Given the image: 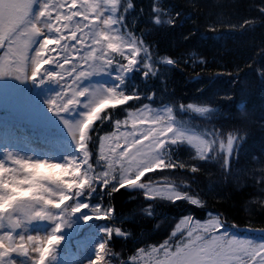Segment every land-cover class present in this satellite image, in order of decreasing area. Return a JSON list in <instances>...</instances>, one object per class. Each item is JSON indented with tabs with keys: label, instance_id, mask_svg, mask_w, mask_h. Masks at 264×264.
I'll return each mask as SVG.
<instances>
[{
	"label": "trees",
	"instance_id": "trees-1",
	"mask_svg": "<svg viewBox=\"0 0 264 264\" xmlns=\"http://www.w3.org/2000/svg\"><path fill=\"white\" fill-rule=\"evenodd\" d=\"M130 2L133 7L124 11ZM159 8L162 20L173 23L157 25L153 22L154 8ZM264 0H120L117 13L124 16L122 31L127 30L149 49L157 69L156 77L141 79L138 71L127 74L122 88L131 92L136 86L142 95H155L150 107L169 104L173 107L176 122L202 138L214 140L215 158L200 161L185 143L172 146L174 159L184 161L187 169H155L146 172L138 183L164 184V176L181 189H187L201 199L204 207L192 206L186 201H169L160 198L146 199L140 189L118 187L109 192L107 186L97 189L91 203L111 206L114 219L87 217L88 227L101 226L99 244L106 241L99 264H135L133 255L138 248L158 245L168 236L169 228L180 217L192 215L203 220L207 215L217 216L228 226L235 225L249 236L260 237L264 231ZM124 51H128L127 47ZM140 53V57H143ZM113 63H127L123 56L110 49L106 55ZM161 57L172 59L174 65L160 63ZM103 62V61H102ZM101 62V63H102ZM97 78L107 88L116 84L112 70ZM193 104L209 107L210 113L200 117L185 113L179 105ZM129 106L141 107L135 100L124 105L107 108L100 113H113L121 120ZM107 120L94 121L85 147L94 166L97 159L99 137L112 130ZM1 125V123H0ZM19 128V127H18ZM0 126V143L5 138L19 141L30 149L53 155L56 148L72 143L60 135L39 133L35 129L20 130L19 137ZM243 136L234 142L228 154L229 135ZM6 136V137H5ZM18 137V138H17ZM223 145V147L221 146ZM1 146V145H0ZM35 148V149H33ZM67 149V148H66ZM70 151V150H69ZM75 153V152H74ZM228 156V168L223 157ZM57 155V152H56ZM60 155V154H59ZM213 154L209 153V157ZM72 156V155H71ZM66 157V156H62ZM198 168L192 173L190 168ZM103 190L104 195L100 196ZM9 193V192H8ZM88 199L87 197H83ZM83 202V201H81ZM146 207L150 215H141ZM89 215L82 209L80 215ZM80 221V216L78 222ZM92 222V223H91ZM83 227V228H84ZM108 227L119 228L122 237L104 236ZM83 229V231L85 230ZM79 231L77 236H81ZM113 232V231H112ZM93 252V251H92Z\"/></svg>",
	"mask_w": 264,
	"mask_h": 264
},
{
	"label": "snow or ice",
	"instance_id": "snow-or-ice-1",
	"mask_svg": "<svg viewBox=\"0 0 264 264\" xmlns=\"http://www.w3.org/2000/svg\"><path fill=\"white\" fill-rule=\"evenodd\" d=\"M66 4L70 6L66 7ZM119 4L120 0H0V49H4L3 55H0V77L12 76L18 80H38L40 83L53 81L58 84L60 92L47 102L49 111L54 115L59 116L77 107L84 109L81 119L76 123L63 120L62 123L73 139L75 151L77 147L83 145L80 151H76V156L72 160L79 165L81 177L87 181L86 186L79 193L75 190L65 191L58 182L45 183V187L51 189L52 193L47 198L58 199L61 194L71 197L69 200H72V203L64 204L63 208H58L59 211H49L43 207L37 210L36 201L23 191L18 192L13 198L6 189H0V196L5 198L8 209L7 213L0 216V228L3 227V222H6L9 229H18L23 221L52 220L53 217H59L57 221H54L56 227L51 234L43 238L33 237V240L46 241L50 245L43 252L37 251L35 243L29 241L27 237H18L20 243L17 244V237L12 235L11 231L0 235V244H3L0 248V264H6L8 258L14 253L28 257L31 264H39L40 259L47 264L55 246L61 242L57 233L64 226L65 216L71 215L68 211L70 208H75L79 212L87 209L89 215L85 217L86 221L89 220L87 217L95 220L100 217L114 219L111 215L114 209L111 206L105 208L99 203L94 205L91 203V199H94L97 194V189H103L105 186L109 192L117 191L119 185L121 188L140 189L145 198L149 200L159 197L163 200L186 201L192 206L204 207L201 199L187 189H179L169 178L170 174L165 175L163 171L160 175L164 176L166 185L164 187H156L152 178H149L148 183H138L146 172L155 169L189 168L184 161L173 158L172 146H179L180 143L186 142L195 150V158L200 161L214 159L215 148L213 147L214 140L201 138L179 125L173 115V107L169 104H165L162 110L150 107V104L144 103V100L154 103L155 95H148L147 91L142 95L136 86L131 92L122 88L125 84L124 78L130 72L138 71L142 80L156 77L158 72L149 55V49L144 46L143 42L137 40L127 30L122 31L124 16L117 13ZM132 7L133 5L127 2L124 5V11ZM53 11H55V16H53ZM153 11L157 13L155 20L157 25L173 23L171 20L165 21L160 18L158 7ZM261 11L264 12V9ZM106 12L108 15L105 17ZM89 13L99 23L89 21ZM78 16L80 19H76ZM84 21L89 22L84 23ZM90 40L97 43L101 40L106 41L108 48L123 56L127 63L117 61L114 64L108 56H104L103 62L98 63L103 48L98 51L95 48L89 49L86 45ZM69 41H76L84 51L81 52L80 48L70 44ZM49 45L59 47L50 50ZM125 47L128 51H124ZM50 51H55L58 58H45L44 53ZM73 51L79 59L72 60L70 67H63L61 61L68 63ZM94 51L97 53L95 57L93 56ZM141 52L144 54L143 57H140ZM159 62L165 65L176 63L167 57H161ZM42 64L52 66L41 72L39 68ZM109 69L112 70L116 81L113 87H100L93 90L79 87L83 79L104 73ZM69 79L72 81L71 85L68 83ZM129 100L137 101L142 104V107L129 106L127 110L122 109L127 113L126 119L120 120L113 113L100 115L105 109L124 105ZM184 107V105H179V108ZM186 108L200 114L210 111L209 107L193 104H188ZM97 120L101 122L107 120L109 123L114 121L116 131L111 135L99 137L100 151L97 165L100 161H104L105 166L103 169L97 167L94 170L89 161V149L85 147V144L88 141L89 130H95L92 129L93 122ZM129 124L132 128L131 132L120 131L121 125L128 126ZM243 138L242 135L239 137L235 134L229 135L228 152L231 151L234 142L243 140ZM121 141H123V149L116 151ZM209 153L213 155L209 157ZM20 162L12 160L11 164L17 165ZM228 164L226 154L223 157V165L226 169ZM0 166L4 167L7 173L3 183L8 184L9 179L19 178L15 176L13 167L5 166L3 163H0ZM117 166H119L118 177L116 175ZM190 171L196 173L198 168L192 166ZM99 195H104L103 190ZM81 205L84 207L81 208ZM14 215L15 220H13ZM182 226L187 229L188 242L177 245L174 252H165L164 264H249V262L264 264V231L258 233L260 240L242 236L239 228L235 225L228 226L215 215H210L204 223L198 219L194 220L192 215H185L176 225V230L179 231ZM213 229L218 231L213 232ZM103 231L104 236H110L113 229L108 227ZM201 231L207 235L200 234ZM116 235H122L119 228L116 229ZM172 235L175 236L176 232L174 231ZM25 241L37 254L36 259L31 257ZM105 245V240L97 245L91 264H99L103 259L102 250L109 251ZM167 245L168 241H165L162 247Z\"/></svg>",
	"mask_w": 264,
	"mask_h": 264
},
{
	"label": "rangeland",
	"instance_id": "rangeland-1",
	"mask_svg": "<svg viewBox=\"0 0 264 264\" xmlns=\"http://www.w3.org/2000/svg\"><path fill=\"white\" fill-rule=\"evenodd\" d=\"M67 6L70 5L66 4V7ZM107 15L108 13L106 12L105 17ZM53 16H55V11H53ZM156 17L157 13H155L153 17L154 23ZM76 19H80V17L78 16L76 17ZM89 21L99 23V21L96 20L91 13H89ZM89 21H84V23H88ZM61 23H63V20H61ZM67 34L70 35V33ZM77 35H79V33H77ZM69 43L74 44L77 48H80L81 52L84 51V49L81 48L80 45L76 43V41H69ZM86 46L89 49L95 48L97 51L100 48H103V52L100 53V59L97 61L98 63H101L103 61V57L106 55V50L109 49L107 46V42L103 40H101L99 43L94 40H90L88 41V44ZM48 47L51 50L59 46L49 45ZM3 51L4 49H0V52ZM96 54V51H94L93 56L95 57ZM44 57L57 59L58 55L55 51H50L45 52ZM78 59L79 56L75 53V51H73V54L69 58L68 63H64L63 61H61V64L63 67H70L72 60ZM51 66V64H42L39 68V71L42 72L45 68ZM99 76L101 78L106 77L105 74L101 73L92 75V78L97 83L102 85V87H106L97 79ZM61 83H63V81H61ZM68 83L69 85H71V79L68 80ZM84 83L85 79L81 81L79 87L82 88ZM60 90V86L53 81L40 83L38 80H18L12 76L0 77V126L8 128L7 132H5V135H9L11 130H14L19 137V132H21L20 130H32L33 128L39 133L47 132L49 133V135H60L62 138L69 140L73 144V148L75 150V145L73 143L72 137L70 135H67L64 132L63 127L55 123L53 119L64 118L68 121H71L78 107L72 109L70 112L62 113L59 116L54 115L48 109L47 102L51 100L52 97L57 95ZM65 94L67 95V91L65 92ZM186 106L187 105L182 108L185 113H192L198 116H205L206 114L210 113V111L204 114L195 113L190 109H187ZM163 107L164 105L155 108H160L162 110ZM126 118L127 113L126 116L121 120H124ZM145 123H147V121ZM115 131L116 129L113 123L112 131L101 136L111 135ZM120 131L131 132V125H121ZM187 131H189L190 133H194L191 130ZM19 140L20 139L11 140V138H5L3 142L0 143V163H3L8 167H13L15 170V176L19 177L18 179H9L8 184L3 183V180L6 178L7 173L5 168L0 166V189H6L13 198L18 192L23 191L31 199L36 201L35 207L37 208V210L43 207L48 209L49 211H59L58 208H63L64 204H71L72 200H69L71 199V197L64 196L63 194H61L58 199L47 198L52 193L51 189L45 187V183L53 184L54 182H58L59 185L62 186L67 192H72L73 190H75L77 193H79L82 189H84L87 181L83 177H81L79 165H77L75 161L72 160V158L76 156V151H80L83 148V145L77 147L76 151H74L75 153L71 150V148H68L67 145L62 148L58 146L54 154L51 155L45 152V150H32L29 146H24ZM184 143L192 149L195 156V150L191 147V145H188L186 142ZM122 149L123 141L120 142V146L116 149V151H121ZM99 151L100 148L98 140L97 159L99 156ZM97 159L94 162V170L97 169V167L103 169L105 166L104 161H100L99 165H97ZM12 160H19L21 162L17 165H12ZM116 175L117 177L119 176V166H117L116 168ZM154 185L156 187L166 186L165 184H162L160 182H156L154 183ZM83 207L84 206L81 205V208ZM68 211L71 212V215L65 216L64 226L62 227V230L57 233V235L61 238V242L59 245L55 246L54 252L48 259L47 264H91V261L93 260L95 255V248L97 247V245H99L98 236H101L102 228L100 225L96 224L93 228L90 226L85 229L84 226L87 225L86 223H88V220H85V215H80L79 210L75 208H70L68 209ZM7 212L8 209L6 207L5 198L3 196H0V216L4 215ZM140 212L141 215L147 216L150 214L149 210L146 207L142 208ZM210 215L211 214L207 215L206 218L201 220L200 222L204 223L205 221H207L210 218ZM79 216L80 221L78 222ZM15 219L16 216L14 215L13 220ZM58 219L59 217H53L52 220L35 219L32 221H23L18 229H9L7 228L6 222H3V227L0 228V235L4 234V232L11 231V234L17 237V244L20 243L18 237H27L29 241L35 243L37 251L43 252L47 250L50 245L46 241L42 242L40 240H33V237L39 236L43 238L51 234L52 230L56 227V223L54 221H57ZM182 219L183 217H180L174 222V224L168 230L167 238L159 243L158 246L146 245L136 250L134 262L136 264H164V261L166 260L165 252H174L177 245H182L183 243L188 242L186 227L182 226L179 231L176 230V225L179 224ZM83 229L85 230L83 231ZM79 231H83V234L81 236H77ZM174 231L176 232L175 236L172 235ZM212 231L217 232L218 230L213 229ZM112 233L116 238L124 236L123 234L117 236L116 230H113ZM200 234L207 235V233L203 231H201ZM240 235L249 236L244 233ZM249 237L260 240V237ZM165 241H168V245L166 247H162V245H165ZM25 243L30 250L31 257L33 259H36L37 254L31 248V245L26 241ZM2 247L3 244H0V248ZM6 264H31V260L28 257L14 253L10 258H8ZM39 264H45L44 260L40 259ZM249 264H251V262H249Z\"/></svg>",
	"mask_w": 264,
	"mask_h": 264
},
{
	"label": "bare ground",
	"instance_id": "bare-ground-1",
	"mask_svg": "<svg viewBox=\"0 0 264 264\" xmlns=\"http://www.w3.org/2000/svg\"><path fill=\"white\" fill-rule=\"evenodd\" d=\"M4 52V51H3ZM3 52H0V55H3ZM102 87V85H100L99 83H97L93 78L92 76H89L88 78H85V83L83 84L82 88H86V89H89V90H93L94 88H100ZM83 99V98H82ZM84 112V109L78 107L75 114L73 115V118L71 119V121H68L64 118H54V122L61 125L64 129V132L68 134V131L67 129L65 128L64 124L62 123V120L63 121H68L70 123H76L78 120L81 119V116H82V113Z\"/></svg>",
	"mask_w": 264,
	"mask_h": 264
}]
</instances>
